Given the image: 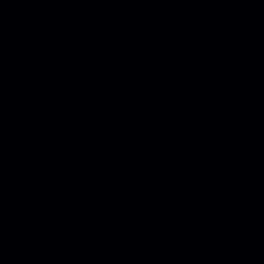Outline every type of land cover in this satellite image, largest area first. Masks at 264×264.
<instances>
[{
	"label": "water",
	"instance_id": "95a60500",
	"mask_svg": "<svg viewBox=\"0 0 264 264\" xmlns=\"http://www.w3.org/2000/svg\"><path fill=\"white\" fill-rule=\"evenodd\" d=\"M0 264H264V0H0Z\"/></svg>",
	"mask_w": 264,
	"mask_h": 264
}]
</instances>
